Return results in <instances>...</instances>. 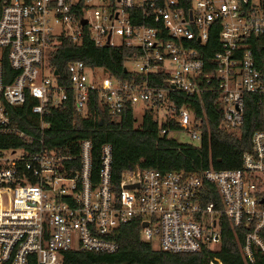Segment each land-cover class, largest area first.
<instances>
[{"label": "built area", "instance_id": "1", "mask_svg": "<svg viewBox=\"0 0 264 264\" xmlns=\"http://www.w3.org/2000/svg\"><path fill=\"white\" fill-rule=\"evenodd\" d=\"M79 4L82 14L74 20L69 11ZM210 31L217 50L205 68L198 47ZM84 35L94 47L131 48L130 72L145 78L162 72L164 86L121 83L103 72L96 75L97 69L79 61L66 66L68 86L58 85L46 65L49 51L59 38L78 44ZM208 92L217 95L228 132L242 125L246 95L257 97L264 120V0H0V136L23 143L31 139L12 120V111L24 104L41 129L46 127L42 117L62 106L68 93L75 112L86 117L93 93L112 118L124 103L134 117L140 110L136 119L151 107L159 123L173 120L178 126L176 131L162 129L160 135L176 140L183 133L187 144H198L202 117H194L186 105L175 107L168 95L199 98ZM68 142H74L75 153L52 152ZM251 151L242 156L240 169L191 175L136 164L121 174L115 192L107 144L100 147L96 178L90 174L86 140L36 151L0 149V264H27L29 255L36 264H60L69 251L113 253L114 232L134 218L140 219L141 241L169 254L195 253L205 245L217 247L220 216L232 229L246 228L239 253L251 264L253 253L264 251L258 237L264 226L259 197L264 189V121L251 136ZM205 182L215 187L220 209L212 202L202 204ZM208 264L221 263L213 258Z\"/></svg>", "mask_w": 264, "mask_h": 264}, {"label": "trees", "instance_id": "2", "mask_svg": "<svg viewBox=\"0 0 264 264\" xmlns=\"http://www.w3.org/2000/svg\"><path fill=\"white\" fill-rule=\"evenodd\" d=\"M81 14L80 4L70 8L69 15L74 20ZM212 32H209L205 45L198 47L205 68L209 67V56L217 50L216 35ZM132 51L131 48L125 47H94L87 35H84L78 44H73L66 38H59V44L48 53L46 65L49 70L56 71V82L62 87L68 86L66 66L71 61L82 62L91 69H101L105 76L121 83L132 85L146 82L148 86L163 87L166 75L162 72L149 74L145 78L126 70L124 63L131 57ZM168 99L175 107L186 105L194 117H202L201 140L198 144L178 143L172 137L160 135V130L176 131L178 126L173 120H167L164 124L159 123L151 107L144 109L139 124L135 125L136 118L128 103H124L118 116L112 118L107 109L98 103L96 95L91 93L87 116L82 117L73 109L72 99L68 93V99L62 106L50 109L42 117L46 127L41 129L38 118L28 111V104L13 110L12 120L15 126L31 136V139L23 143L0 136V149L22 147L36 151L40 147L61 146L69 140H86L90 143V174L92 178H96L100 147L107 144L111 149L109 182L112 191L115 192L118 191L121 174L131 170L136 164L141 169L181 172L184 175L207 169L216 171L240 169L242 156L252 152L251 136L262 128L264 121L256 96L244 97L243 122L236 132H228L222 126L221 106L215 93H203L199 98L170 93ZM70 146L75 153L74 142H68L55 150L67 151ZM202 190L200 198L202 204L212 202L220 209V198L215 187L205 182ZM259 197L262 198L264 206V189ZM139 229L140 219L134 218L119 225L114 232L112 240L117 244L115 252H64L60 264H208L213 258L221 264H245L240 256L239 247L243 243L246 228H230L223 216H220L217 247L205 245L195 253L161 252L153 243L141 241ZM258 237L264 245V226L258 232ZM27 264H36L33 255L27 257ZM251 264H264V251H255Z\"/></svg>", "mask_w": 264, "mask_h": 264}, {"label": "rangeland", "instance_id": "3", "mask_svg": "<svg viewBox=\"0 0 264 264\" xmlns=\"http://www.w3.org/2000/svg\"><path fill=\"white\" fill-rule=\"evenodd\" d=\"M50 22L52 23V25H53L54 27H57V25L53 23L52 19H51ZM111 40H112V42H113L114 44H117L118 41H119L118 37H116V36H114V35L112 36ZM124 67H125L126 70L129 71V72L133 70V65H132V63H131L130 61H126V62L124 63ZM94 72H95L96 75H98V74H102V71H101L100 69H97V70H95ZM139 108H141V107H139ZM134 115H135L136 117L139 116V115H140V110H137V111L135 112ZM158 115H160V114L158 113ZM136 117H135V118H136ZM139 122H140V119H136V124H135V125H138ZM176 141H177L178 143H189L188 138H187L183 133H179V134H178V136H177V138H176Z\"/></svg>", "mask_w": 264, "mask_h": 264}, {"label": "bare ground", "instance_id": "4", "mask_svg": "<svg viewBox=\"0 0 264 264\" xmlns=\"http://www.w3.org/2000/svg\"><path fill=\"white\" fill-rule=\"evenodd\" d=\"M68 150L67 151H57V150H53L52 152L58 153V154H61V155H70V154H73V147L70 146Z\"/></svg>", "mask_w": 264, "mask_h": 264}, {"label": "water", "instance_id": "5", "mask_svg": "<svg viewBox=\"0 0 264 264\" xmlns=\"http://www.w3.org/2000/svg\"><path fill=\"white\" fill-rule=\"evenodd\" d=\"M80 24L81 25H84L85 24V21L84 20H81L80 21ZM123 71H125V69ZM53 74L56 75V71H53ZM172 139H174V136L172 137ZM261 202H262V200L259 201V203H261ZM145 225H146L145 223H142L141 227H144Z\"/></svg>", "mask_w": 264, "mask_h": 264}, {"label": "crops", "instance_id": "6", "mask_svg": "<svg viewBox=\"0 0 264 264\" xmlns=\"http://www.w3.org/2000/svg\"><path fill=\"white\" fill-rule=\"evenodd\" d=\"M138 108V107H137Z\"/></svg>", "mask_w": 264, "mask_h": 264}]
</instances>
